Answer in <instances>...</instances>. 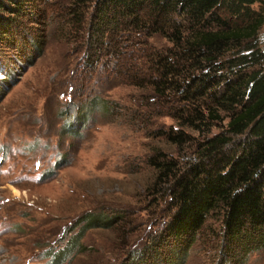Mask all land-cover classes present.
<instances>
[{"label": "rangeland", "instance_id": "rangeland-1", "mask_svg": "<svg viewBox=\"0 0 264 264\" xmlns=\"http://www.w3.org/2000/svg\"><path fill=\"white\" fill-rule=\"evenodd\" d=\"M70 2L36 0L11 14L0 36V264H176L173 244L159 234L168 201L148 203L154 170L147 160L158 148L183 160L192 155L154 135L175 120L116 72L104 45L99 60L87 58L94 51L92 8L73 25ZM259 34L264 47V25ZM143 38L129 49L143 46ZM164 44L154 36L145 46ZM133 50L124 62L129 55L143 70V52ZM100 211L119 218L85 229L82 250L69 249L82 217ZM221 232L220 215L208 217L181 264H229ZM154 243L161 257L151 256ZM247 246L243 264H264V246ZM242 250L232 247L235 257Z\"/></svg>", "mask_w": 264, "mask_h": 264}, {"label": "trees", "instance_id": "trees-1", "mask_svg": "<svg viewBox=\"0 0 264 264\" xmlns=\"http://www.w3.org/2000/svg\"><path fill=\"white\" fill-rule=\"evenodd\" d=\"M34 1L0 0V36L11 14ZM91 8L94 51L87 58L99 60L104 45L116 72L143 86L147 104L175 120L154 135L192 155L183 160L158 148L147 160L154 170L148 203L166 199L171 211L159 233L173 244L171 260L181 264L206 219L218 214L228 263L243 264L249 243L264 246V0H71L69 21L80 26ZM141 36L143 46L133 48L143 52V70L123 57ZM154 36L165 44L145 46ZM117 218L86 213L68 248L81 251L85 229L111 227ZM238 244L243 250L235 257ZM159 246L150 250L154 258L161 257Z\"/></svg>", "mask_w": 264, "mask_h": 264}]
</instances>
